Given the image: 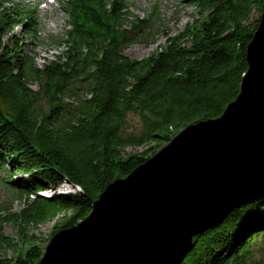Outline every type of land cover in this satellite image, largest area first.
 <instances>
[{
  "label": "trees",
  "instance_id": "trees-1",
  "mask_svg": "<svg viewBox=\"0 0 264 264\" xmlns=\"http://www.w3.org/2000/svg\"><path fill=\"white\" fill-rule=\"evenodd\" d=\"M189 2L198 9L192 21L159 50L134 58L124 49L133 32L151 25L153 13L127 28L126 0H63L68 28L59 44L65 50L43 66L11 34L26 19L0 4V167L10 173V188L26 195L19 210L0 207V264L37 263L45 248L32 228L64 209L72 214L54 225L49 239L83 220L111 182L236 99L264 0ZM254 11L259 17L251 20ZM74 89L81 92L70 101ZM130 113L141 116L138 134L123 133ZM142 145L148 146L125 155L126 146ZM66 183L80 190L54 194ZM5 223L16 237L5 234ZM259 235L264 195L196 234L177 264H264V247L251 260Z\"/></svg>",
  "mask_w": 264,
  "mask_h": 264
},
{
  "label": "water",
  "instance_id": "water-1",
  "mask_svg": "<svg viewBox=\"0 0 264 264\" xmlns=\"http://www.w3.org/2000/svg\"><path fill=\"white\" fill-rule=\"evenodd\" d=\"M247 61L240 92L220 116L187 125L111 182L35 264H177L196 234L264 195V12Z\"/></svg>",
  "mask_w": 264,
  "mask_h": 264
},
{
  "label": "rangeland",
  "instance_id": "rangeland-1",
  "mask_svg": "<svg viewBox=\"0 0 264 264\" xmlns=\"http://www.w3.org/2000/svg\"><path fill=\"white\" fill-rule=\"evenodd\" d=\"M63 0H0L7 6H11L13 10L22 14L27 23H19L11 29V34L18 41L22 49L39 65L43 66L48 61L56 58L58 54L65 50L60 40L65 37L68 28V16L65 12ZM127 11L124 26L130 28L131 22L146 19L153 13L151 25L143 29L141 33L133 32L134 40L130 42L124 49V54L142 58L148 56L153 51L159 50L161 45H165L168 35H175L182 31L188 21L197 15V8L192 5L189 0H126ZM259 17V13L254 11L251 20ZM53 20L56 21V26ZM9 35V34H8ZM7 42L10 41L7 39ZM34 88L38 86L33 85ZM81 92L80 89L71 91L70 101H75L76 95ZM142 127V119L138 113H130L127 119V124L123 130L124 134L140 133ZM182 131V129H181ZM180 131V132H181ZM179 133V132H178ZM148 145L142 146H126L124 148L125 155H130L142 151ZM163 146H165L163 144ZM162 146V147H163ZM159 151V150H158ZM15 176V175H14ZM13 176V177H14ZM17 177L21 176V172H17ZM9 171L0 167V207L11 206V210H19L24 206L26 195L23 198L19 192L10 188L5 179H9ZM80 188L73 184H64L54 194L75 192ZM52 192L45 191L41 193L45 196ZM33 194L29 195L33 199ZM72 211L69 209L58 210L50 219L32 228L31 233L39 237V244L44 248L47 247L50 240L54 225L62 223ZM5 234L15 236L13 227L9 223H5ZM252 259L260 258L264 247V236L259 235L257 239L250 245ZM4 252L0 250V255L4 256ZM7 255H12L11 251ZM250 260V261H251Z\"/></svg>",
  "mask_w": 264,
  "mask_h": 264
},
{
  "label": "bare ground",
  "instance_id": "bare-ground-1",
  "mask_svg": "<svg viewBox=\"0 0 264 264\" xmlns=\"http://www.w3.org/2000/svg\"><path fill=\"white\" fill-rule=\"evenodd\" d=\"M53 22H54V25H52V26H56V21H55V20H53Z\"/></svg>",
  "mask_w": 264,
  "mask_h": 264
}]
</instances>
